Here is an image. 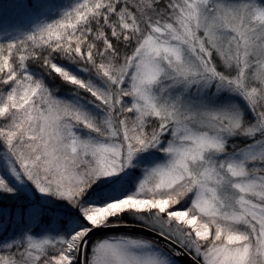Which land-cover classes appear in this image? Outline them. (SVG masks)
Returning a JSON list of instances; mask_svg holds the SVG:
<instances>
[{
	"label": "snow or ice",
	"instance_id": "snow-or-ice-1",
	"mask_svg": "<svg viewBox=\"0 0 264 264\" xmlns=\"http://www.w3.org/2000/svg\"><path fill=\"white\" fill-rule=\"evenodd\" d=\"M0 264H264V0H0Z\"/></svg>",
	"mask_w": 264,
	"mask_h": 264
}]
</instances>
